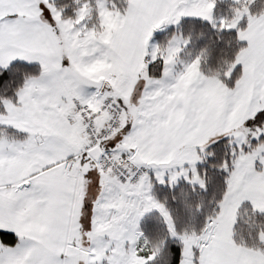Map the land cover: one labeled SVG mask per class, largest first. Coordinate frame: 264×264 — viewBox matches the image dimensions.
<instances>
[{
    "label": "snow or ice",
    "instance_id": "1",
    "mask_svg": "<svg viewBox=\"0 0 264 264\" xmlns=\"http://www.w3.org/2000/svg\"><path fill=\"white\" fill-rule=\"evenodd\" d=\"M239 3L150 0L156 14L124 38L135 70L128 92L120 38L97 34L101 6L123 14L134 11L130 0H0V156L15 158L0 167V225H16L0 226V264H125L129 256V264H210L217 226L237 193L233 239L241 235L264 256V204L242 192L247 182H264V58L239 134L196 144L200 158L168 159L162 139L170 109L197 115L204 78L216 76L227 89L213 109L223 121L247 92L238 56L250 41L241 29L248 14H264V0H245L248 14L237 21ZM96 61L112 66L99 80L85 72ZM195 68L201 75L186 102L180 93ZM12 110L40 122L4 119ZM154 137L165 146L145 159ZM79 177L82 198L70 190ZM77 200L79 237L65 223Z\"/></svg>",
    "mask_w": 264,
    "mask_h": 264
},
{
    "label": "crops",
    "instance_id": "2",
    "mask_svg": "<svg viewBox=\"0 0 264 264\" xmlns=\"http://www.w3.org/2000/svg\"><path fill=\"white\" fill-rule=\"evenodd\" d=\"M150 0H130V3L135 6L134 11H126L120 16L116 15V12L112 18L107 15L105 17L104 14L108 13L107 10L103 13L100 11V21L102 23V31L105 30L107 33L101 35L102 40L105 42L111 43L113 39L120 38L123 48L125 52L122 53L124 56V61L127 63L128 59L131 56V51L129 49V45L125 37L134 36L138 30L142 29L144 23H146L151 17L156 14V10L149 6ZM258 34L255 37L258 38V41L261 39V43L264 41V25H260L258 28ZM246 37V36H245ZM250 45V44H249ZM258 45V42L252 38V48L255 49V46ZM263 45V44H262ZM261 46V45H260ZM263 48V46H262ZM241 53V52H240ZM240 53L238 58L240 57ZM250 55V54H249ZM262 55V54H261ZM255 53L254 55H250L251 59L253 60H244L246 65L249 66L250 63L254 64L255 66L258 65L259 56ZM247 57V55H246ZM264 58V57H263ZM259 59V60H258ZM256 60V61H255ZM103 63V64H102ZM123 65V66H122ZM120 72H121V79L131 71L132 72V81L129 82L127 85L128 92L131 91L132 83L135 81V70L130 68L129 65L126 67L124 66L125 63H122ZM112 66L103 62V61H96L92 64L88 65L85 69L87 75L93 77L94 79H102L104 78L107 73L111 70ZM250 71H248L249 73ZM201 74L197 71H192L188 74L184 82L185 92L180 93L182 99H185L187 102L188 99L191 98L190 90H188V85L191 81L196 80L198 76ZM250 77V73H249ZM256 78V77H255ZM208 82L205 84L204 88L201 90V93L198 97L199 107L197 108V115L191 119H188L185 115L183 110L176 112L173 115L172 110H169V119L162 122V139L167 142V146L169 148V155L168 159H171L172 156L176 155L178 152H182L187 158V154L202 138L209 135L212 132H215L216 129H228L231 127H235L242 122L243 116L245 111L247 110L248 105H245L244 102H241V97L239 102L237 103L236 108L232 111L231 116L228 118L227 121H223L220 119V112L219 110L213 111L214 104H223L226 99V87L223 85L221 81H213L208 78ZM253 82V85L251 83ZM257 81L251 80L249 86H254ZM248 86V87H249ZM250 88V87H249ZM248 90V89H247ZM255 94V89L252 91H247L246 95L249 96L251 99ZM261 98H264V89H261ZM34 107L38 111V105L35 101H32ZM23 116H30L32 119L40 122L38 117L34 114H21L18 111L12 110L9 113V117H4V119H9L10 122L22 123ZM221 127V128H220ZM139 142V141H138ZM163 143H159L157 137L153 138L152 147L149 148L147 155L144 157L145 159H156L161 150L164 148ZM4 147L3 143H0V150ZM191 150V151H190ZM9 164L10 166L15 164V158L7 157V156H0V167H3L5 164ZM11 167L9 171H11ZM243 178V172L241 170V174L237 178V183L239 184L240 180ZM73 187H71V191H73L78 198H82L84 194V182L83 178H74L72 181ZM243 193H251L255 199L257 200L258 204H264V182H247L245 183L243 189ZM242 197V193L236 194V199L233 200V203L228 206V212L230 213L229 221L227 223V227H221V222L218 224V231L215 237L213 248L209 251L208 257L210 264L214 261L213 258L216 256L214 250L221 247L225 249V251H229V254L226 256L224 255L221 262L224 261L228 257H239V264H264V256H261L259 251H253L250 248L242 247L236 244L232 237V219H235V204L239 202V199ZM73 207H75L76 211L74 214L66 213L71 218L66 219L65 223L68 226L69 232L73 233L76 237H79V232L77 231L78 225L75 223V220L78 218L79 215V201L73 203ZM0 226H7V227H14L16 226L14 223L9 224H2ZM224 251V254H225Z\"/></svg>",
    "mask_w": 264,
    "mask_h": 264
},
{
    "label": "rangeland",
    "instance_id": "3",
    "mask_svg": "<svg viewBox=\"0 0 264 264\" xmlns=\"http://www.w3.org/2000/svg\"><path fill=\"white\" fill-rule=\"evenodd\" d=\"M106 10H107L108 13L104 14V12ZM100 11H101V13H103L105 15V17L107 15H109L110 18L113 17V15H112V14H114L113 12H116L117 16H120V14H122L120 11H114V10H112L110 8L104 7L103 5L101 6ZM237 12H238V16L236 17L237 21L239 20L240 16H243L244 14H248V9L246 7L245 0H240V3L238 5V7H237ZM99 17H100V12H99ZM99 23H100V27L102 29L103 26H102V23H101L100 19H99ZM260 25H264V14H261L259 16L248 14L247 27L241 29V32L243 33L244 37L246 36V38L250 41V43H249L250 45L246 49H242V51L240 53V57L243 60H246V61L253 60V59H251L250 55L252 56L255 53H257V55H261L262 54L261 57L259 56V59H262L264 57V41H263V43H261V39L258 41V38H257L259 36L255 37V35L258 34V32H259L258 28H259ZM106 33L107 32L105 30L100 31L97 34L98 38L102 39L101 35L105 36ZM252 38H254V40L258 42V45L255 46V49L252 48ZM262 46H263V48H262ZM246 55H247V57H246ZM123 63H125V65H124L125 67L128 65V63H126L125 61ZM247 68H248V71H250L249 73H250V83H251V80L252 81L256 80V78H255L256 77V72H255L256 68L254 69V64H252V63H250L249 66H247ZM194 71L199 72V68H195ZM208 79H211L213 81H219L216 77H211V78H208ZM251 85H253V82L251 83ZM249 87H248L247 91H252V90L255 89L254 86H249ZM250 100H251V98L249 96H247L246 93L243 96H241V102H244L245 105H248ZM214 107H215V104H214ZM15 111H18L21 114H25V113L26 114H31V113H33L32 111H28V112H21L20 110H15ZM241 123L238 124L235 127H231V128H228V129H225V128L216 129L215 132H212L209 135L205 136L197 144H202V143L206 142L209 137L215 136L217 133H220V132H233L234 134H239L238 130L240 128ZM192 149H195V146ZM190 153H191L192 156H195V158H200V157L195 155V151L192 150ZM242 164H244V167L242 168V172L244 173V171H246V169H247V164L244 163V162H242ZM238 176H237V178H238ZM234 199H236V196L233 198V200ZM228 208L229 207L226 208L225 215H224L223 219L221 220V227H223V228L227 227V223L229 221L230 213L228 212ZM230 208H231V206H230ZM232 221H233V219H232ZM217 228H218V226H217ZM232 237H233V235H232ZM224 251H225V249H223L221 247H219L216 250H214V253H215L216 256L213 258L212 261H214V262L212 264H221L220 260L222 259V257L224 255L226 256V251L227 250L225 251V254H224ZM229 251H227V255L229 254ZM131 259H132V257L129 256L128 259L125 261V264H129V261H131Z\"/></svg>",
    "mask_w": 264,
    "mask_h": 264
},
{
    "label": "trees",
    "instance_id": "4",
    "mask_svg": "<svg viewBox=\"0 0 264 264\" xmlns=\"http://www.w3.org/2000/svg\"><path fill=\"white\" fill-rule=\"evenodd\" d=\"M242 51V50H241ZM229 63H232L231 61L229 62ZM231 70V68H229V71ZM213 77H216V76H213ZM234 240V242L236 243V244H238V245H240V246H242V247H247L246 246V244H251L252 242L251 241H245V239L241 236V235H239V234H237L236 235V237H235V239H233ZM247 248H249V247H247ZM251 249V248H250ZM259 251V250H258Z\"/></svg>",
    "mask_w": 264,
    "mask_h": 264
},
{
    "label": "water",
    "instance_id": "5",
    "mask_svg": "<svg viewBox=\"0 0 264 264\" xmlns=\"http://www.w3.org/2000/svg\"><path fill=\"white\" fill-rule=\"evenodd\" d=\"M97 80V79H96Z\"/></svg>",
    "mask_w": 264,
    "mask_h": 264
}]
</instances>
